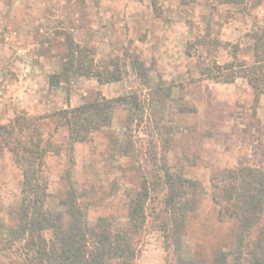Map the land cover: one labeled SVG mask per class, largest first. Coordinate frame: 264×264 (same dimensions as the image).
<instances>
[{"label": "rangeland", "instance_id": "obj_1", "mask_svg": "<svg viewBox=\"0 0 264 264\" xmlns=\"http://www.w3.org/2000/svg\"><path fill=\"white\" fill-rule=\"evenodd\" d=\"M262 26L264 0H0V124L19 115L39 118L43 139L54 146L43 166L46 206L63 210L73 189L87 205L90 225L104 217L125 227L130 200L144 178L150 181L148 172L165 162L172 175L195 183L181 199L193 198L195 205L181 233L165 238L153 221L159 205L150 191L134 263L209 264L216 253L233 249L237 221L220 216L210 176L239 165L264 167V96L256 98L244 79L220 83L200 73L213 61H230L234 46L238 58L249 61L250 36ZM200 36L221 45L189 47ZM69 39L87 48L97 69L116 68L121 79L99 84L71 74L51 86ZM96 93L127 102L116 104L108 126L70 143L67 129L49 115ZM21 179L11 155L2 154L0 239L15 227Z\"/></svg>", "mask_w": 264, "mask_h": 264}, {"label": "trees", "instance_id": "obj_2", "mask_svg": "<svg viewBox=\"0 0 264 264\" xmlns=\"http://www.w3.org/2000/svg\"><path fill=\"white\" fill-rule=\"evenodd\" d=\"M219 2L240 4L243 0ZM250 37L253 44L249 61L239 59L238 46H234L231 60L208 64L200 73L201 79L232 83L241 78L256 98L264 96V26L254 30ZM194 44L202 45L206 51L209 46L221 45L217 38L206 36L197 37L189 47ZM67 47L62 71L49 78L51 86H58L63 75L71 74L93 77L99 84L121 79L116 68L97 69L86 47L72 39ZM132 66L147 84L143 64L135 60ZM125 102V97L107 99L96 93L92 99L57 110L49 117L58 120L57 127L67 129L70 143L85 142L92 132L108 126L116 104ZM132 103L136 104V99ZM38 119L19 115L0 124V156L9 153L22 176L15 227L7 237L0 239V264H135V247L146 227L144 209L150 191L159 205L153 219L157 228L165 238L181 233L186 212L195 205L193 198L181 199L189 195L187 190L193 189L195 183L172 175L164 166L165 162L148 172L150 181L144 178L130 200L125 227H115L104 217L90 225L87 205L73 189L65 195L63 210L49 209L46 206L48 178L43 166L54 146L43 139ZM210 189L220 216L237 221V239L233 249L216 253L209 264H264V167L239 165L214 171L210 176Z\"/></svg>", "mask_w": 264, "mask_h": 264}]
</instances>
